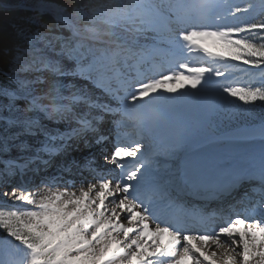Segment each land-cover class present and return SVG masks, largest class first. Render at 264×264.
<instances>
[{
	"label": "snow or ice",
	"instance_id": "obj_1",
	"mask_svg": "<svg viewBox=\"0 0 264 264\" xmlns=\"http://www.w3.org/2000/svg\"><path fill=\"white\" fill-rule=\"evenodd\" d=\"M45 7L13 25L12 44L0 48V198L16 205L0 211V232L10 238L0 239V264H264V215L236 216L211 234L153 223L130 195L139 173L119 178L146 149L102 151L125 88L145 61L158 59L156 49L179 40L264 72V26L251 36L216 30L208 22L214 0H68L51 18ZM137 16L147 25L137 26ZM100 20L108 23L97 28ZM211 71L181 64L134 85L130 102L197 90ZM224 92L245 105L264 103L258 86ZM162 190L181 206L179 193Z\"/></svg>",
	"mask_w": 264,
	"mask_h": 264
},
{
	"label": "bare ground",
	"instance_id": "obj_2",
	"mask_svg": "<svg viewBox=\"0 0 264 264\" xmlns=\"http://www.w3.org/2000/svg\"><path fill=\"white\" fill-rule=\"evenodd\" d=\"M56 8V6L52 5H47L45 7V9L52 11H55ZM207 43L208 47L213 49V43ZM165 48V46H161L156 49L154 56L158 57V59H152L150 57L148 61L144 62L143 70H140L139 68L137 69L134 79L130 80L128 86L125 88V91H127L129 87L134 88V85L138 83L155 80L161 75H166L169 72H176L178 71V66L181 64L205 66L201 65V63L206 64L219 62L218 60L210 59L206 55L193 50L188 44L179 45V43H177L175 46L173 45V47L168 49ZM197 53L199 55H197ZM176 55H178V61L172 58ZM151 63L155 64L154 67L149 65ZM209 73L206 74L199 88L210 85L221 78L217 77L216 74L210 75ZM195 90L196 89L187 88L182 92L175 94H169L166 92L157 93L149 97L146 101L137 100L136 103L133 104L132 110H128V108H130V103L128 102L130 97L128 99H123L122 97L119 101L120 106L121 103L126 104V106L123 107V104L121 109H119L120 111L116 113V130L114 131L115 133H112V136L110 137L111 139L109 140V144H111L109 147L111 148L108 147L102 149L105 153H108L109 149L114 150L112 144L116 142V139H121L119 142H116L118 147L131 148V144H135L136 146L133 147V150L136 148L146 149L138 160L127 162L124 165L123 170L119 172V178L123 176V174H127L133 170H136V172L139 173L138 180L133 181L134 191L130 195H134L138 201H146V204L144 205L147 206L146 210L150 213L153 223H157L155 222L156 217L166 218L169 213H174L178 210V206L173 203H170V205H162L159 202H155L153 199L163 193L161 185L168 184L172 182L175 177L179 176L180 169L185 162L192 161L200 165L209 163L210 170L216 169L220 175L242 174L245 175V178L247 179L248 176H254L256 174V170L259 169L258 167L264 161V128H259L257 131L249 130L237 133L233 132L228 135H218L216 137H200L197 130L190 127V125L184 129L169 126L170 121L168 120V115L178 116L180 113L174 110L173 104L177 102H184L186 92H196ZM125 96L127 97V95ZM138 114L145 118V121L141 126L137 125L138 120L133 118L134 116H138ZM120 118H124L126 121L122 119L120 120ZM185 121L190 124L187 119H185ZM148 125L153 126L152 133L145 135L143 133V129H146ZM129 131H132V133ZM161 135L162 141L167 139L168 136H173V141L162 148L160 147V141L157 140V138ZM112 138H114V142H112ZM123 140L126 141L124 142ZM141 143L144 145H141ZM175 148L178 150L174 151ZM168 150H171L170 153L173 154L178 153V155L182 158L176 163L178 167L177 171L174 170L172 165H170L167 167L169 172L167 175L152 177L153 165L148 164L152 161V158L157 161L154 165L162 163L158 162L159 160L167 161L161 160L160 157L155 155H157L158 151L166 152ZM141 163H143V166H139ZM232 164H238L237 167L242 165L240 168L241 170L236 169L237 167L234 170ZM125 171L126 173H124ZM109 175L115 179L117 173L111 172ZM172 177L173 179L170 181V178ZM11 186L15 187V185ZM234 195H238V198L232 200L231 197H234ZM247 195L248 193L244 190V187H242L233 195L226 197L227 204L221 211L216 212L215 210L218 207L211 205L210 210H213V215L208 214L203 218L200 217V219L204 221V227L210 225L211 222L215 223V225L208 229L203 228L196 230L194 228H190L184 231V233L201 232L211 234L216 228L226 225L227 223L224 222L229 218V216L233 219L236 216L253 218L264 215V211H261V209H264V203H261V193L257 196L256 200L252 201L251 205L243 207L246 204V200L249 199V195ZM159 198L160 197H158V199ZM0 200L8 202L3 198H0ZM185 204L187 206L189 201L187 200ZM221 220L224 221L222 222ZM166 263H168L167 260L156 261V264ZM188 264H190V262H188Z\"/></svg>",
	"mask_w": 264,
	"mask_h": 264
},
{
	"label": "rangeland",
	"instance_id": "obj_3",
	"mask_svg": "<svg viewBox=\"0 0 264 264\" xmlns=\"http://www.w3.org/2000/svg\"><path fill=\"white\" fill-rule=\"evenodd\" d=\"M146 3L148 5L163 4L167 3V0H146ZM23 4L29 3L27 2ZM47 5L52 4L38 3L33 5L32 7L33 9H41L42 6ZM211 14L212 15L209 16V23H212V25L215 24L214 27L216 30L235 29L237 32L241 33L242 36H251L254 32L258 31L261 26H264V0H214V10ZM107 23V20H100L97 23L96 27L99 28L100 26ZM147 23L148 21L145 17L137 16V26L141 24L147 25ZM160 27L161 29H163V27L166 26L161 24ZM246 29L248 30L247 32L245 31ZM88 34L89 33L85 32V35ZM178 41L179 40H176L169 46H165V49L173 47V45L177 44ZM212 47V50L214 51L219 50L213 44ZM149 65L154 67L155 64L151 63ZM201 65H205L212 69V71L209 73L210 75H215L218 72L225 73V75H223L214 83L206 85L208 87L203 86L197 89L198 91L196 92H186V95L184 96V102H177L173 104L174 110L180 112L179 114L183 115L178 116L185 118L186 115L187 117L192 119L191 123L194 124H197V122H199L200 124L196 129H198V135L200 137H216L218 135H228L233 132L237 133L240 131L249 130L257 131L259 128H264V123L259 124L260 122L258 123L257 121L259 118L264 117V115H257L258 113L264 112V103L245 105L242 101H239L238 99L233 98L224 92L225 88H227L229 94H231L232 91L241 88H253L256 86L264 88V72L244 68L240 65L239 62L227 63L219 61L217 63H201ZM130 91L133 92L132 95L136 94L135 87H129L127 91L124 92V94L126 95V93ZM130 101L131 97L129 98L128 102L133 106V103H131ZM123 104L124 103H121L119 109H121ZM130 104V108H128V110H132V106ZM261 122H263V119ZM114 147L115 145L113 146V148ZM177 150L178 149L175 148L174 151ZM108 151L110 152V149ZM170 151L171 150H168L164 152V154L161 151H158L157 155L155 156L160 157L161 160H167H159L158 162L162 163L158 165H154L157 161L152 158V161L148 164L153 165V173L151 175L152 177L167 175L169 173L167 167L170 165H172L174 167V170L177 171L178 167L176 163L182 158L178 155V153L173 154L170 153ZM139 166H143V163H141ZM232 166L235 170L238 164H232ZM241 167L242 165H239V167H237L236 169L241 170ZM172 179L173 177L170 178V181ZM257 196H259V194L253 195V200H256ZM231 198L232 200H234L238 198V195H234V197L232 196ZM12 207H16V205L9 204L8 202L0 200V211L9 210ZM0 239L9 238L5 233L0 232Z\"/></svg>",
	"mask_w": 264,
	"mask_h": 264
},
{
	"label": "trees",
	"instance_id": "obj_4",
	"mask_svg": "<svg viewBox=\"0 0 264 264\" xmlns=\"http://www.w3.org/2000/svg\"><path fill=\"white\" fill-rule=\"evenodd\" d=\"M29 4H23V3ZM68 0H0V48L12 44L13 25L22 26L27 23L28 18L40 12L33 9V5L47 3L56 6H63ZM105 2V0H97ZM123 4H130L131 0H120ZM44 15L51 18L54 13L44 12Z\"/></svg>",
	"mask_w": 264,
	"mask_h": 264
},
{
	"label": "water",
	"instance_id": "obj_5",
	"mask_svg": "<svg viewBox=\"0 0 264 264\" xmlns=\"http://www.w3.org/2000/svg\"><path fill=\"white\" fill-rule=\"evenodd\" d=\"M45 11H48V10H45Z\"/></svg>",
	"mask_w": 264,
	"mask_h": 264
}]
</instances>
